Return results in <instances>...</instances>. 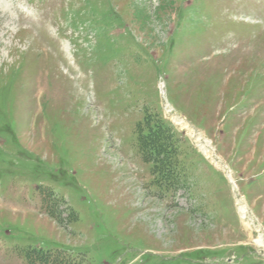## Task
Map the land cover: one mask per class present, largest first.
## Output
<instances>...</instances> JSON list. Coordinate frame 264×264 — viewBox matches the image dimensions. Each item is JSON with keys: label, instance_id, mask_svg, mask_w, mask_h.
<instances>
[{"label": "rangeland", "instance_id": "1", "mask_svg": "<svg viewBox=\"0 0 264 264\" xmlns=\"http://www.w3.org/2000/svg\"><path fill=\"white\" fill-rule=\"evenodd\" d=\"M259 234L264 0H0V264H264Z\"/></svg>", "mask_w": 264, "mask_h": 264}, {"label": "trees", "instance_id": "2", "mask_svg": "<svg viewBox=\"0 0 264 264\" xmlns=\"http://www.w3.org/2000/svg\"><path fill=\"white\" fill-rule=\"evenodd\" d=\"M160 122V121H159ZM157 125L152 128L151 133L147 136H145V140L141 142V150L144 152V155L147 160L150 158L155 159L159 158L160 155H164L163 160H161V163L165 165V168H170V166L167 164L168 159H172L173 157L170 155L174 151V147L172 146L173 142H171V139H167L172 136H164L161 129H165L164 124L156 123ZM173 138V137H172ZM174 141V140H173ZM168 155V156H166ZM157 156V157H156ZM153 161V160H152ZM158 161V160H157ZM160 161L157 162L156 167L159 166ZM167 166V167H166ZM167 168V169H168ZM170 170V169H169ZM34 258L40 262V264H50V254L48 252H44L42 250H34L32 251ZM31 253V254H32ZM32 255H30L31 257Z\"/></svg>", "mask_w": 264, "mask_h": 264}, {"label": "bare ground", "instance_id": "3", "mask_svg": "<svg viewBox=\"0 0 264 264\" xmlns=\"http://www.w3.org/2000/svg\"><path fill=\"white\" fill-rule=\"evenodd\" d=\"M27 17H29V16H27ZM165 109H166V111L168 113H171L172 112V109H171L170 106H167ZM173 121L181 129H186V130L189 129L188 128L189 127L188 124L186 123V121H184L183 118H177V117H175L173 119ZM189 132L191 133L192 136L195 135L196 138H197V140H198V142L201 143L198 146L201 149L203 155L206 156V158H208V159L216 162L215 160H217V159L215 157V154H214L213 150L211 149L210 142L207 139L206 140L203 139L201 135H199V134L196 135L194 133V131H190L189 130ZM226 174H227V177H228L230 183L232 185H234V188H235L236 187V184H235V181L233 179L232 172L229 170V171H226ZM236 189H237V187H236ZM237 204H238L237 205V208H238V211H239V215L241 216L242 220H244L246 226L248 228L254 227L253 226V221L250 219L251 217L250 218L248 217L249 210H248V207L245 204V202L243 200H239ZM253 242H254L255 245H257V246H259L261 248H264V236L262 234H259L258 237L253 240Z\"/></svg>", "mask_w": 264, "mask_h": 264}]
</instances>
